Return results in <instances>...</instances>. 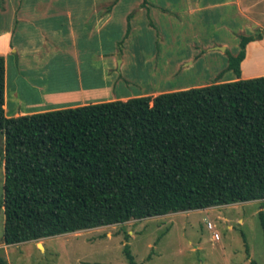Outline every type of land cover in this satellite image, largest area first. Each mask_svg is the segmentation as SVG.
Returning a JSON list of instances; mask_svg holds the SVG:
<instances>
[{
  "label": "trees",
  "instance_id": "16d2710c",
  "mask_svg": "<svg viewBox=\"0 0 264 264\" xmlns=\"http://www.w3.org/2000/svg\"><path fill=\"white\" fill-rule=\"evenodd\" d=\"M260 38L227 53L235 80L18 117L0 57L3 244L264 201V76L240 79Z\"/></svg>",
  "mask_w": 264,
  "mask_h": 264
},
{
  "label": "rangeland",
  "instance_id": "374dc122",
  "mask_svg": "<svg viewBox=\"0 0 264 264\" xmlns=\"http://www.w3.org/2000/svg\"><path fill=\"white\" fill-rule=\"evenodd\" d=\"M71 1L76 0L68 2ZM242 1L246 7L244 19L233 11L227 14L229 7L220 8L219 5L211 12L202 13L199 18L198 32L201 35L202 46L206 43L211 46L221 42L228 44V49L225 48L224 51H222L223 47L217 46L219 50H215L213 57L204 50L205 57L201 60L204 67L216 61L220 69L224 67L221 71L215 69V71L202 72L199 76L185 75L173 80L172 76L165 77V70L162 76L159 75V79H155L157 87H153L147 83L149 68L144 67L142 60L138 58L132 62L133 70L122 69L121 72L118 70L111 72L110 77L121 80L115 84H118L117 86L111 87L110 92L113 94L111 96L136 94L138 89L147 85L163 90L167 89L166 86L168 88L172 86L198 87L214 84L216 80H227L233 76L232 72L226 71L225 68L227 53L236 54L241 36H256L258 33L261 35L260 40L250 42L247 47L249 60L243 65L240 79L264 76V0ZM5 17L10 16L6 14ZM229 21L231 26L227 23ZM186 26H175L174 28L173 22L169 21L164 28L163 23L158 24L161 28L158 30L160 34L161 31L164 33L168 30L171 35V37L167 36V42L173 41L174 44L171 48L173 58H170L173 63L177 59L196 54L188 47L190 43H193V36L192 33L190 36L185 35L186 30L192 31ZM136 32L135 35L139 37L143 33L141 30ZM138 44L144 49L149 47L142 42ZM168 46L166 48L170 49ZM136 49H138L137 45L134 47V50ZM90 52H78L76 59L71 54L67 68H57V60H54L44 71H39L38 75L60 76L59 78L66 80L63 84L66 88H73L80 77L84 86L98 85L102 79L100 75L103 76L105 69L98 61L97 53L94 52L91 55ZM42 53L40 52L39 55ZM51 54L56 58L58 53L54 51ZM26 60L30 58L27 57ZM35 60L31 57L29 63ZM173 63L169 65V70L170 68L173 70ZM15 64H17V66L14 65L16 70L11 66L12 69L9 71L10 96L13 85L19 84L14 83L19 73L17 68L24 69V63L17 60ZM25 76L26 73L23 72L20 77L26 79ZM58 77L53 82L55 86L59 83ZM189 82L196 83L184 84ZM53 83L47 85L46 88H51ZM34 96L32 99L37 95ZM100 98L104 99V97ZM17 102H10L13 103L11 105L13 109L9 106V116L13 110L17 111L18 107L21 108L19 110H23L26 104ZM33 109L36 107H29L27 111ZM3 142L4 135L0 133V159H2ZM3 180V167L0 166V264H128L124 253L125 246L128 247L137 264H264V229L259 217L262 213L264 218V201L235 203L139 221L130 220L123 224L63 234L37 242L5 246L3 244L4 215L1 207ZM208 223L212 229H208Z\"/></svg>",
  "mask_w": 264,
  "mask_h": 264
},
{
  "label": "crops",
  "instance_id": "0c3cea01",
  "mask_svg": "<svg viewBox=\"0 0 264 264\" xmlns=\"http://www.w3.org/2000/svg\"><path fill=\"white\" fill-rule=\"evenodd\" d=\"M68 1L0 0V57L5 62L3 107L7 117L75 108L99 102L126 101L134 97L153 98L165 92L197 88V86H183V88L181 86H172L171 88L166 86L167 89L159 90L153 87L156 86L155 79H159V75L162 76L165 70V77L172 76L174 80L180 76L193 74L199 76L202 72L220 69L216 61L209 63L206 67L201 64L206 52L213 57L215 50H219L218 47H223L222 51L225 48L228 49L226 42L214 46L206 43L202 46L200 43L201 35L198 32L200 27L198 22L202 13L211 12L219 5L220 8L229 7L227 14L233 11L241 15L243 19L246 17V7L242 0ZM6 14H9L10 17H5ZM168 21L173 22L174 28L175 26L187 25V28L192 29V31L186 30L185 35L190 36L192 33L193 43H190L188 47L196 54L188 55L184 59H177L175 63L170 61L172 57L171 48L174 44L173 41L167 42V36L171 37V35L168 30L164 33L161 31V34L158 32L161 30L158 27L159 22L163 23L164 28ZM227 23L231 26L230 21ZM135 29L143 31L141 35L139 34L140 37L135 35L137 33ZM141 42L149 45V47L146 49L140 47L141 45L138 43ZM136 45L138 49L134 50ZM168 45L170 49L166 48ZM249 45L250 43L246 46V51ZM204 50H206L205 53ZM54 51L58 53L56 58L51 54ZM81 51H91L89 53L91 55L94 52L97 53L98 61L105 69V73H102L103 76L100 75L102 79L98 85L84 86L80 77L73 88H66L63 87L66 80L59 78L60 76L45 77L38 75L39 71H44L54 60H57V68H67L71 54L76 59L77 53ZM40 52H43L42 55H39ZM27 57L30 60L31 57L36 60L29 63L30 60H26ZM138 58L142 60L144 67L149 68L147 83L153 87L144 86L138 89L136 94L129 96H111L113 95L110 92L111 87L117 86L118 84H115L118 81L121 82L120 79L110 77L111 72L113 70L121 72L122 69L133 70L132 62ZM17 60L22 64L24 63V69L19 70V67L17 68L19 73L14 83L18 82L19 84L13 85L10 96L8 91L9 71L12 69L11 66L13 68L14 65L17 66L15 64ZM248 60L249 55L246 52L240 66L241 74L243 65ZM11 61L13 63L10 64ZM171 63H173V70L170 68V72L169 65ZM159 64L160 68L158 69ZM23 72L26 73V79L20 77ZM57 77L59 83L55 86L53 82L57 80ZM230 80H235V76L214 82L222 83ZM50 83H53L51 88H46ZM192 83L196 82L184 84L193 85ZM34 95L37 96L32 99L35 97ZM100 97H104V99ZM12 101L26 104L22 108L23 110H19L21 108L18 107L19 109L15 112L13 110L9 116L10 110L8 108L13 105L10 103ZM32 106L36 109L27 111Z\"/></svg>",
  "mask_w": 264,
  "mask_h": 264
},
{
  "label": "built area",
  "instance_id": "2783aa9c",
  "mask_svg": "<svg viewBox=\"0 0 264 264\" xmlns=\"http://www.w3.org/2000/svg\"><path fill=\"white\" fill-rule=\"evenodd\" d=\"M208 229H212V226L210 225V223H208Z\"/></svg>",
  "mask_w": 264,
  "mask_h": 264
}]
</instances>
